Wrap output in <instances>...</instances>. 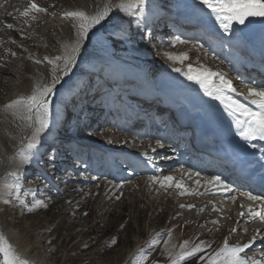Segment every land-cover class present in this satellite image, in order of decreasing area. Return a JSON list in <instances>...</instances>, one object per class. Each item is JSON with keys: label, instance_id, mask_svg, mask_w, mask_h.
I'll return each mask as SVG.
<instances>
[{"label": "rangeland", "instance_id": "1", "mask_svg": "<svg viewBox=\"0 0 264 264\" xmlns=\"http://www.w3.org/2000/svg\"><path fill=\"white\" fill-rule=\"evenodd\" d=\"M36 1L37 5L47 11H30L24 16L22 13L30 8L29 0H0V111L6 109V105L12 101L33 93L39 76L30 56L37 54L38 58L55 59L62 52L63 44V36L58 27L60 16L81 8L79 0ZM85 2L91 13L102 5V0ZM130 3L133 4L130 10L118 7ZM113 6L115 12L108 22L96 34L90 35V47L76 65L74 77L69 78L71 75H68L66 84L51 99L46 121L53 120L55 113H61L66 117L63 125L67 127L66 113L71 109L78 116L72 124L75 126L74 135L78 136L87 128L85 121L77 124L86 104L90 106L94 97L105 94L108 89L122 91L127 85L136 83L138 77L130 73L131 68L132 71L133 67L145 69L149 65L145 59L152 60L154 67L156 61H159L162 68L152 69L157 70L158 75L177 78L176 68L181 69L187 65L189 58L181 63L165 55L167 51L173 57L188 54L194 64L215 65L216 72L226 74L224 70L230 69V75L226 78L231 81L238 78L248 81L250 76L240 72L242 67L238 64L243 51L225 45L231 54L223 55L218 52L223 44L208 42L206 39H190L197 44L189 42V38H200L202 35L196 34V27L185 24L187 28L184 29L178 24L180 21L176 13L194 19L193 12L200 11L210 24L220 26L201 0H114ZM179 7L185 11L179 10ZM263 20L264 17H252L243 25L234 23L229 33H250L256 29L254 25ZM78 23L74 18L70 29L77 40ZM136 23L138 26H135ZM160 31L163 34L162 41L156 42V35H160ZM150 35L154 39H149ZM177 37L185 43H178ZM232 39L240 40L239 36ZM112 49L119 62L103 59L105 51ZM61 60H56L55 64L48 63L43 77L39 78L41 87L52 83V67L57 68ZM95 67L108 73H105L104 79L90 76V71ZM163 67L174 68V72L165 71ZM184 69V72H178L177 75L186 76L188 68ZM152 70L148 73L150 79L155 76ZM166 78L159 85H170ZM148 90L155 91V88ZM185 93L189 95L190 92ZM127 97L130 99L133 95ZM145 106L148 107L149 102ZM6 110H14L15 116H5L0 112V159L7 156V162L10 160L7 172L4 171L6 164L3 171L0 164V232L19 255L31 261V264H172L181 251H191L197 245L202 246L204 251L186 257L182 264H208V255L220 247L222 235L233 228L236 216L229 218L225 213H236L235 209L241 208L238 192L235 190V197L231 200L223 198L226 202L221 203L220 198V202L216 201L218 198L212 192L196 190L206 179L193 173L196 179L189 181L187 176L191 170H187L185 165L188 156L182 155L183 150L165 149L163 146L160 149L163 150L160 152L162 157L159 152L153 155V150H158L162 141L155 142L151 136L140 137L136 132L139 121L128 127L124 121L119 126L110 116L102 130H96L104 145L108 140L110 146L117 147L118 140L122 142L124 137H128L134 151L147 153L152 149L146 154L147 158L139 156L130 165L120 163V168L114 169L108 165L106 155L101 158L100 153L96 152V155L93 148L65 143V140L50 141L46 135L48 127H41L39 118L34 116L33 121L28 122L16 114V109ZM146 114L151 116L148 111ZM166 118L171 119L170 115ZM109 120L114 125H110L113 123H109ZM30 144L33 146L29 147ZM130 144H123L126 158L134 155L127 152L131 150ZM48 158L55 165L51 173ZM178 159H182L183 163ZM102 165L106 168L103 169ZM3 173L6 174L1 176ZM166 176L174 177L171 187L166 184L162 186ZM177 183L183 187L177 188ZM182 192L185 194L181 195ZM211 200H215L216 205L211 204ZM179 202L182 203L179 205ZM244 202L242 208L256 204L246 199ZM163 231L166 233L161 234ZM230 233L227 235L230 236ZM249 235L246 232L238 235L237 232L234 238L239 243ZM173 236L178 238L177 245L172 251H167L165 242ZM186 241L187 247L182 248ZM261 253L253 250L247 253L246 258L264 261ZM200 256L205 259L200 260Z\"/></svg>", "mask_w": 264, "mask_h": 264}, {"label": "snow or ice", "instance_id": "2", "mask_svg": "<svg viewBox=\"0 0 264 264\" xmlns=\"http://www.w3.org/2000/svg\"><path fill=\"white\" fill-rule=\"evenodd\" d=\"M201 3L206 6L212 14H214L215 19L219 21L220 26L225 32L230 31L234 23L243 25L249 18L264 17V0H201ZM118 7L127 11L133 7V4H120ZM30 11L46 12L47 9L40 7L35 2H32L30 8L25 10L22 14L27 16ZM110 11L111 5L106 6L103 11L92 16H89L83 11H69L64 13L65 18H75L79 21L76 26L79 39L77 40L73 51L79 50L80 41L87 39L89 31L96 25L101 24V21L105 20L109 16ZM129 14L132 13L129 11ZM8 27H12V25H8ZM176 39L178 43H185V41L180 40L179 37ZM167 55H169V58L171 59H178L181 63L188 58L186 55L183 57H173L171 54ZM61 59H65L63 74L67 76L72 65V58L56 57V60ZM56 60L49 59L48 63L55 64ZM36 62L40 63L41 61L38 60ZM176 71L180 72L181 69L176 68ZM185 75L189 80L196 81L200 84L209 96L217 93V99H222L223 93L226 90H236L233 87V82L230 79H227L224 73L214 72L207 68L194 69L192 65H188V71ZM59 79L60 78L55 76L54 73L53 81L50 85H45L43 87L37 85L30 96L20 97L19 99H16L6 105V107L8 109H16V114H19L22 120L28 122L33 121V117L35 116L40 119L41 127H46V116L49 113L51 105L49 96L53 93ZM247 95L252 99V103L256 105L255 109L235 101L229 103L227 106L233 112L238 113L240 117H243V119H237L238 124L246 126L240 133L242 136L251 137L252 139H256L258 137L259 139L264 140V88L258 89L256 87H251L248 89ZM32 146V144L29 145V147ZM253 146L255 147V145ZM173 180L174 177L172 176L164 177L162 186H165L166 184L168 187H171V182ZM208 182L210 184L222 185L225 190H231L224 184L219 176L211 178ZM197 183H199V181H197ZM176 187L182 188L183 185L177 183ZM183 194L185 193L182 192L181 195ZM247 198L251 201L261 202L260 209L254 210L250 208L249 214L252 220L259 218L261 222H264V199L251 194H249ZM188 207L192 206L188 205ZM29 211H31V209H29ZM240 215L243 216L244 213H240ZM213 223L217 222L213 221ZM232 231L235 232L236 229H232ZM244 231L246 232L247 229ZM257 234H259V229H257ZM255 239L256 237L254 236L252 241L242 246H232L227 240H225L223 246L218 251L208 255V264H264V261L246 258V250L250 248ZM186 247L187 241L184 245H182V248ZM203 251L204 248L200 245H197L191 251H181V253L172 261V264H182V261H184L186 257H193L196 253ZM261 255H264V253H261ZM204 259V256H200V260ZM0 264H31V261L19 255L2 232H0Z\"/></svg>", "mask_w": 264, "mask_h": 264}, {"label": "bare ground", "instance_id": "3", "mask_svg": "<svg viewBox=\"0 0 264 264\" xmlns=\"http://www.w3.org/2000/svg\"><path fill=\"white\" fill-rule=\"evenodd\" d=\"M80 2H81V8H78L77 10H74V11H83V12H85V13H87L89 16H92V15H96V14H98L99 12H101V11H103L104 10V8L106 7V6H109V5H111V11H110V13H109V16L105 19V20H103V21H101V24H99V25H96L94 28H92L90 31H89V35H88V38L87 39H84V40H81L80 41V47H79V50L78 51H73V49H74V47H75V45H76V42H77V39H76V37H73V34H72V31L70 30L71 29V26H72V22L74 21V18H65L64 17V14H62L61 16H60V19H59V28H60V30H61V34H62V36H63V44H62V52L57 56V57H65V58H72V65H71V67H70V70H69V73H72L73 72V70H75V67H76V65H78V63H79V61H80V59H81V57H82V55L88 50V48L90 47V35H94V34H96L98 31L97 30H99V29H101V27L105 24V22L107 21V19H109V17L113 14V12H115V9H114V6H113V4H111V2H113L114 3V0H102V5H101V7L96 11V12H92L91 13V10L89 9V5L85 2V0H79ZM184 17V16H183ZM194 17V16H193ZM185 18H187V19H190V20H193L191 17H189V16H185ZM185 24V23H184ZM187 26H190V27H195V26H193V25H191V24H186ZM199 33V34H198ZM198 33H196L197 35H202L200 32H198ZM230 34V33H229ZM229 34H226V36H228ZM230 36V35H229ZM227 39H229V37H227ZM231 39V38H230ZM260 39L262 40V41H264V30L262 31V33H261V35H260ZM209 40V39H208ZM231 42V41H230ZM242 45H244V44H242ZM31 60H32V63H33V66L36 68V70H37V72H38V76H39V78H42L43 77V75H44V70L49 66V64H48V60L49 59H51V57H49V58H42V57H37L36 55H31ZM41 61L40 63H37L36 61ZM53 60H56V58L55 59H53ZM53 69H52V72H53V74L55 73V76H58L60 79H59V82L56 84V87H55V89H54V91H53V93L49 96V99L51 100L52 98H53V96L66 84L65 83V75L63 74V71H64V68H65V59H62L61 60V63H60V65L57 67V68H55V67H52ZM248 74H250V73H248ZM251 74H253V73H251ZM259 76H260V78L262 79V82L263 83H261L260 84V86H258L257 88L259 89V87L260 88H264V74L263 73H257ZM39 78H38V80H36V84H35V88H36V86L37 85H40L39 83L41 82H39ZM35 83V82H34ZM34 88V87H33ZM146 102L148 103V102H150V104H149V106L151 105V104H153V106H151V107H147V106H145V104H144V106H145V109L143 110V111H148V112H150V114L153 116V114H155V112L157 113V115H159L160 116V119H164V116H165V112H164V106H165V103L163 104V103H155V102H151V98H147L146 99ZM4 108V107H3ZM6 109H8V108H6ZM6 109H2V111H0V112H3L4 113V115L6 116V114H11V115H14L15 116V111L14 110H6ZM148 109V110H147ZM1 110V109H0ZM16 113H17V111H16ZM1 114V113H0ZM3 115V114H2ZM18 115V114H17ZM1 116V115H0ZM10 116V115H9ZM157 117L158 116H154V118H155V120H157ZM3 118H5L4 116H3ZM7 119V118H6ZM1 120V119H0ZM149 120V117H146L145 118V121L147 122ZM142 122V121H140V122H138V124H137V126L139 125L140 127H144L143 128V132L142 133H139L137 130H136V132L138 133V135L140 136V137H142V136H151V137H153L154 139H153V141L155 140V142L156 141H165V140H167V137L166 136H164L163 134H159V133H154V132H152V131H149V130H147L146 128H145V125H146V122ZM163 121H165V119L163 120ZM171 121V120H170ZM166 125H167V123H165ZM138 126V127H139ZM242 124H237L236 126H235V128L236 129H238V130H241L242 129ZM6 128V127H5ZM3 130H4V127H3ZM7 130H8V128H7ZM8 131H10V129L8 130ZM174 133V132H173ZM148 141V143L150 142V140H146L145 142H147ZM151 142H152V140H151ZM146 144V143H145ZM248 145L252 148V149H257V148H259V145L254 141V140H252V141H250V142H248ZM253 145H255V147L253 146ZM145 146V145H144ZM168 149H169V147H168ZM175 150V149H174ZM177 150V149H176ZM9 157V156H8ZM3 161V162H2ZM10 161V160H9ZM9 161L7 162V156L6 157H4V159L2 160V159H0V164H1V166H2V171H3V168H4V164H6L5 165V168H4V171L7 169V167H8V163H9ZM186 165V167L188 168L187 170H191L190 171V173H189V171H188V173H189V175L187 176L188 177V179H189V181H192V180H195L196 179V177L193 175V173H195V174H197V175H201V173L203 172V170H199L198 168H196L195 166H193L192 164H189V165H187V164H185ZM2 173V172H1ZM187 173V174H188ZM4 175V173L1 175V176H3ZM189 181H187V182H189ZM228 187L231 189L230 191H228V190H225V188L224 187H221V188H218L219 189V192H218V196H220L222 199L223 198H227V200H231L232 199V197H235V195H237V194H234L235 193V190H233L232 189V185L231 184H228ZM236 187L237 188H243L244 187V185H242L241 183L240 184H238V185H236ZM196 190H198V191H203V190H206V192L207 191H210V192H212L211 194L213 195V196H217V192L216 191H214V189L213 188H211V186H210V184H208L207 182H204V184H199L198 185V187H197V189ZM217 196V197H218ZM220 198V199H221ZM244 200H245V198H243ZM247 201V200H246ZM238 202V201H237ZM244 202V201H243ZM252 202H254V201H252ZM255 203V202H254ZM220 204V203H219ZM247 204V203H246ZM249 204V203H248ZM245 205V204H244ZM221 206V205H220ZM259 206H258V203H256V204H254L253 206H246V207H244V210H245V214L250 218V220H248V222L246 223L247 224V231H246V233H248V234H251L252 232H253V230H254V224L255 223H257L258 222V220H259V218H257V219H255V220H252L251 219V216H250V214H249V209L251 208V209H254V210H258L259 208H258ZM235 210H238V208H236ZM233 214H235V211H232V212H229V213H225V216L227 215V216H229V218H233V216H235V215H233ZM238 219H239V217H238ZM241 223H243V220L241 221ZM264 232V228L261 230V232L260 233H263ZM236 234H237V232H236ZM177 241H178V238L177 237H169L168 239H167V241L165 242V245H164V247H165V249L167 250V251H172L174 248H175V246L177 245ZM253 250H258L259 252H262V253H264V242H261L260 244H258ZM252 250V251H253ZM251 251V252H252Z\"/></svg>", "mask_w": 264, "mask_h": 264}, {"label": "water", "instance_id": "4", "mask_svg": "<svg viewBox=\"0 0 264 264\" xmlns=\"http://www.w3.org/2000/svg\"><path fill=\"white\" fill-rule=\"evenodd\" d=\"M111 4H113V2H111ZM107 20H108V19H107ZM6 170H7V169H6ZM6 170H5V172H7V171H8V170H7V171H6ZM5 174H6V173H4V175H5ZM4 175H3V176H4Z\"/></svg>", "mask_w": 264, "mask_h": 264}]
</instances>
